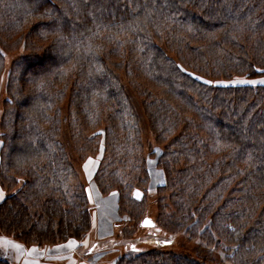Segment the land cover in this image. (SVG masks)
<instances>
[{
  "label": "trees",
  "instance_id": "1",
  "mask_svg": "<svg viewBox=\"0 0 264 264\" xmlns=\"http://www.w3.org/2000/svg\"><path fill=\"white\" fill-rule=\"evenodd\" d=\"M121 74L158 152L142 153ZM261 81L264 0H0V236L51 247L91 230L65 121L128 233L143 230L115 264H264ZM148 156L163 181L145 227ZM182 234L193 250L166 249Z\"/></svg>",
  "mask_w": 264,
  "mask_h": 264
},
{
  "label": "rangeland",
  "instance_id": "2",
  "mask_svg": "<svg viewBox=\"0 0 264 264\" xmlns=\"http://www.w3.org/2000/svg\"><path fill=\"white\" fill-rule=\"evenodd\" d=\"M17 56V53H8L5 56V64L8 66L11 64L12 60ZM122 80L124 76L121 74ZM241 77L233 78L232 83L243 82ZM248 81V80H247ZM252 81V80H250ZM126 91L130 94V100L133 105L138 108L140 113V125H141V140H142V153L147 154L148 149L153 148L155 152L158 149L155 148V144L152 139V134L148 131L144 117L141 116V101L140 98L133 92V90L127 85L125 79L123 80ZM3 97V92H0V109L1 100ZM64 103V104H63ZM62 103V116L66 111L64 101ZM61 139L65 148L68 150L70 158L72 159V164L78 175V179L85 185L89 197H90V213L92 216V228L88 235L85 236L80 241L69 239L66 243H60L57 247L45 246L42 248V253L37 256L39 264H77V262H85L86 264H115L119 253H121L124 247L126 249L134 248L136 244V239L139 235L143 236V230H137L134 234L130 235L128 231L131 230L132 222L128 221V217L125 215H120L117 205V194L114 190L107 192L106 194H101L96 187L93 173L97 166L99 154L94 156H87L84 160H79L75 155L68 139L67 123L62 121L60 126ZM147 167L149 171V179L147 182V194L144 203V213L148 218H155L157 214V202H156V187L163 181V173L160 168L156 166L155 156H148ZM3 190L0 187V194ZM1 196V195H0ZM135 197H140L141 192L135 191ZM149 227V226H148ZM187 236L182 234L178 236L172 245L167 246L166 249H171L175 251H187L189 249H194L198 243L189 241L187 242ZM165 240V239H164ZM98 243V246L92 250L89 249L92 243ZM71 242V243H70ZM81 242V243H80ZM12 250V260L17 262H23L26 264L32 263L31 258L26 259V255H22L18 247L12 246L11 244H5L4 241H0V246ZM154 242H148L145 245L154 246ZM122 246V247H121ZM48 247V248H47ZM88 247V248H87ZM52 248V249H51ZM215 256H220L218 252L214 254ZM217 258V257H216ZM218 259V258H217Z\"/></svg>",
  "mask_w": 264,
  "mask_h": 264
},
{
  "label": "crops",
  "instance_id": "3",
  "mask_svg": "<svg viewBox=\"0 0 264 264\" xmlns=\"http://www.w3.org/2000/svg\"><path fill=\"white\" fill-rule=\"evenodd\" d=\"M2 196H3V192H2V195L0 196V198H2ZM0 241H10L9 244H11L12 246L19 245V247H18L19 251L22 252L23 256H24V254L26 255V257H25L26 259H30L29 257L35 258V259H31L32 263H29V264H39V262H37L38 261L37 256H39L42 253V248L45 247V246L37 247L34 245H22L21 243L15 241V240H12L11 238L1 237V236H0ZM74 242L76 244V240H74ZM64 243H66V242H64ZM5 244H8V243H5ZM57 245H59V244H57ZM57 245H54L51 247L54 248V247H57ZM12 255H13L12 250L5 248V246L3 247V245L0 246V257L1 258H6L11 264H26V263H23L21 261L20 262L13 261L11 259ZM77 264H86V263L85 262H79V263L77 262ZM87 264H89V263H87Z\"/></svg>",
  "mask_w": 264,
  "mask_h": 264
},
{
  "label": "water",
  "instance_id": "4",
  "mask_svg": "<svg viewBox=\"0 0 264 264\" xmlns=\"http://www.w3.org/2000/svg\"><path fill=\"white\" fill-rule=\"evenodd\" d=\"M145 220L150 221L151 224H150V225H145V224H144V221H145ZM153 224H154V222H153L152 218H148L147 216L144 217V218L142 219V221H141V225H142V226H152Z\"/></svg>",
  "mask_w": 264,
  "mask_h": 264
},
{
  "label": "snow or ice",
  "instance_id": "5",
  "mask_svg": "<svg viewBox=\"0 0 264 264\" xmlns=\"http://www.w3.org/2000/svg\"><path fill=\"white\" fill-rule=\"evenodd\" d=\"M261 83H264V81H261ZM0 195H2V194H0ZM144 224H145V225H150L151 222L148 221V220H145V221H144ZM4 243H10V241H4ZM70 243H71V242H70ZM15 247H19V245H15Z\"/></svg>",
  "mask_w": 264,
  "mask_h": 264
}]
</instances>
